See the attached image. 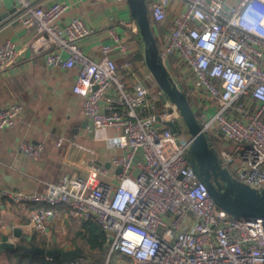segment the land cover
<instances>
[{"label": "built area", "instance_id": "2783aa9c", "mask_svg": "<svg viewBox=\"0 0 264 264\" xmlns=\"http://www.w3.org/2000/svg\"><path fill=\"white\" fill-rule=\"evenodd\" d=\"M155 23L168 18L170 0H147ZM169 1V2H168ZM173 23L160 32V51L171 62V73L184 84L194 109L204 107L202 131L210 134L222 163L241 181L264 188V0H182ZM16 20L34 27L30 46L43 53L50 66L79 68L73 91L82 97L90 128L115 127L120 135L109 139L126 150L112 163L121 168V181L100 180L88 189L82 175L66 174L49 183L44 192L4 189L16 202L38 204L31 215L34 227L45 233L55 215L42 203L66 204L80 216L97 221L109 244L108 260L117 254L135 264H264V217L234 216L220 207L191 165L190 141H176L168 121H182L176 104L162 109L150 86L140 82L133 90L119 76L114 52L127 54L131 44L111 30L102 56L95 59L80 45L94 29L80 17L66 21L67 2L51 6L34 0H14ZM157 29V25H154ZM157 31H160L158 27ZM20 50L13 40L0 44V70L12 66ZM177 71V73L175 72ZM117 90V101L107 92ZM163 99V90L157 91ZM24 111L20 102L0 108V130L14 127ZM167 127L161 131L160 127ZM222 131L232 144L221 150L213 138ZM60 137L58 144L64 143ZM22 152L40 158L43 142H21ZM90 169L107 175L109 168L91 159ZM163 229V230H161Z\"/></svg>", "mask_w": 264, "mask_h": 264}, {"label": "crops", "instance_id": "0c3cea01", "mask_svg": "<svg viewBox=\"0 0 264 264\" xmlns=\"http://www.w3.org/2000/svg\"><path fill=\"white\" fill-rule=\"evenodd\" d=\"M235 1L228 0L230 3ZM34 2L40 6L67 2L69 7L63 20L78 16L94 29L93 34L82 39L80 45L95 59L102 56V46L111 40L112 29L124 36L130 42L132 51L127 54L114 52L113 56L119 64L131 60L132 67H120L119 76L131 90L140 82L150 86L156 96L158 109H162L164 100L157 95L161 87L147 64L140 27L132 15L128 0ZM183 6L182 0H170L167 3L168 18L159 24L161 28L158 33L165 34L164 30L172 25L173 16ZM14 8V0H0V44L13 40L20 50L16 62L7 69L0 70V108L20 102L24 105V111L16 126L0 130V239L4 234H9L11 240L18 244L36 243L49 249L64 250L81 247L83 254L76 259L81 264H95L93 259L83 257L87 247L81 233L86 230L85 223L89 218L78 215L66 204L42 203L56 210L55 215L46 221V232L42 234L31 221L32 212L38 207L37 203L16 202L2 195L4 189L44 192L49 183L60 180L66 174L86 177L88 189L95 187L100 180L118 184L121 181L118 176L121 170L113 165L112 160L116 155L126 153L125 149L109 143L110 138L120 135L119 129L90 128L83 99L73 91L79 68L50 66L44 54L35 52L30 46L36 35L34 27L27 28L17 21L16 10L12 12ZM117 94L114 87L107 92L104 101H108L110 97L117 101ZM192 103L195 104L193 101ZM201 107L203 111L204 107ZM60 137L65 139L62 145L58 144ZM21 142H43L45 150L40 158H33L21 151ZM93 158L109 168L107 175L90 169ZM100 227L104 232L103 227ZM106 243L108 244L107 241ZM5 253L0 254L1 264L5 260ZM107 260L108 256L106 263ZM112 264L135 262L127 255L117 254L112 258Z\"/></svg>", "mask_w": 264, "mask_h": 264}, {"label": "water", "instance_id": "95a60500", "mask_svg": "<svg viewBox=\"0 0 264 264\" xmlns=\"http://www.w3.org/2000/svg\"><path fill=\"white\" fill-rule=\"evenodd\" d=\"M133 17L136 19L145 45L147 64L163 90V100L170 101L178 107L181 119L186 128L187 139L190 141L188 156L191 165L200 178L206 183L217 204L234 216L264 217V188L259 190L237 178L228 166L223 165L219 150L210 134L202 131L200 119L191 101L185 93V87L178 77L171 73V62L161 55L160 46L154 32L147 0H128ZM16 8L12 10L14 12ZM9 13H7L8 15ZM167 126L179 133V126L168 121ZM167 127L160 129L165 131ZM219 135L231 140L222 131ZM119 170L121 168L119 167ZM15 233L19 236L17 230ZM22 248L27 252L41 254L48 258L73 260L81 257V247L73 250L61 248L49 249L36 243L31 245L18 244L11 240L9 234L0 239V254ZM1 264V263H0Z\"/></svg>", "mask_w": 264, "mask_h": 264}, {"label": "trees", "instance_id": "16d2710c", "mask_svg": "<svg viewBox=\"0 0 264 264\" xmlns=\"http://www.w3.org/2000/svg\"><path fill=\"white\" fill-rule=\"evenodd\" d=\"M150 17L160 46L157 29L158 27L161 28V26L154 22L151 12ZM154 25H157V29H155ZM197 115L199 119L203 118L202 112H197ZM98 224L99 223L93 219H88L85 223L86 230L81 233V236L84 239L87 252L84 253L83 257L87 259H93L95 264H106V258L109 252V244L106 243L104 232ZM5 255L6 257L2 264H70V262L73 264H81V261H78L77 259L72 261L63 260L61 258L49 259L48 257L41 254L27 252L22 248H16L13 251H8L5 253Z\"/></svg>", "mask_w": 264, "mask_h": 264}, {"label": "rangeland", "instance_id": "374dc122", "mask_svg": "<svg viewBox=\"0 0 264 264\" xmlns=\"http://www.w3.org/2000/svg\"><path fill=\"white\" fill-rule=\"evenodd\" d=\"M176 73H177V71H175ZM157 90V89H156ZM202 111V109L200 108L198 111H196V112H201ZM179 128H180V130H179V133L176 135V141L178 142V143H183V142H185L186 140H187V134H186V132H185V130H186V128H185V126H184V124H183V121H179ZM213 138L215 139V141L217 142V145H218V148L221 150V144L223 143V142H225V143H228V144H232V142L231 141H229V140H227L225 137H222V136H220V135H214L213 136ZM161 230H163V229H161Z\"/></svg>", "mask_w": 264, "mask_h": 264}]
</instances>
